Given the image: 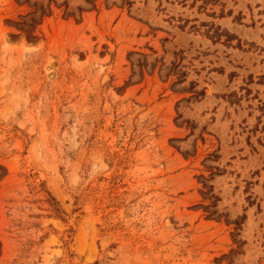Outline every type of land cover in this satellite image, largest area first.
Returning a JSON list of instances; mask_svg holds the SVG:
<instances>
[{
  "label": "rangeland",
  "instance_id": "rangeland-1",
  "mask_svg": "<svg viewBox=\"0 0 264 264\" xmlns=\"http://www.w3.org/2000/svg\"><path fill=\"white\" fill-rule=\"evenodd\" d=\"M0 264H264V0H0Z\"/></svg>",
  "mask_w": 264,
  "mask_h": 264
},
{
  "label": "trees",
  "instance_id": "trees-1",
  "mask_svg": "<svg viewBox=\"0 0 264 264\" xmlns=\"http://www.w3.org/2000/svg\"><path fill=\"white\" fill-rule=\"evenodd\" d=\"M211 35L210 36H219V35H221V30H219L218 29V27H213L212 29H211ZM224 35H225V39H226V41H229V34H227L225 31H224V33H223ZM200 93V91L198 92V91H193V94H196V95H198Z\"/></svg>",
  "mask_w": 264,
  "mask_h": 264
}]
</instances>
